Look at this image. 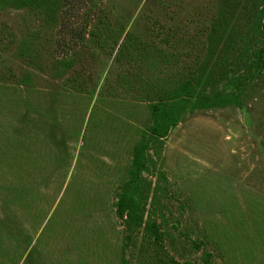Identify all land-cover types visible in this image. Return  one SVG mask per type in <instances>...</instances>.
<instances>
[{"label":"rangeland","instance_id":"obj_1","mask_svg":"<svg viewBox=\"0 0 264 264\" xmlns=\"http://www.w3.org/2000/svg\"><path fill=\"white\" fill-rule=\"evenodd\" d=\"M252 2L0 0V264H264ZM185 84L186 108L151 139L150 105ZM199 95L230 102L191 109ZM141 141L132 224L116 203Z\"/></svg>","mask_w":264,"mask_h":264},{"label":"trees","instance_id":"obj_2","mask_svg":"<svg viewBox=\"0 0 264 264\" xmlns=\"http://www.w3.org/2000/svg\"><path fill=\"white\" fill-rule=\"evenodd\" d=\"M250 1H254L252 3H254L255 8L259 7L258 12L260 18L261 16L263 18L262 25H264V0ZM219 38L217 37L216 40L218 41ZM192 94L193 90H191L190 85L185 84L179 91L169 95V98L167 99L171 101H159L150 105V116L152 122L147 130L150 133L151 139L159 140V138L167 136L169 130L177 122L182 111L187 106L188 100L184 98L180 99L179 96H193ZM229 102L230 101L217 96H214L213 100V98L206 99L199 95L193 102L191 109L211 107L217 104L226 105ZM147 147L148 141H141L134 147L131 169L129 171L131 179L126 183L123 192L119 194V198L116 203L117 214L119 217H124V215H127L129 218L128 221L132 224H141L143 222V214L140 204L134 195L130 193V187L134 180L138 177L141 170L146 168ZM144 225L157 240L161 237V234L158 232L155 223L145 222Z\"/></svg>","mask_w":264,"mask_h":264}]
</instances>
